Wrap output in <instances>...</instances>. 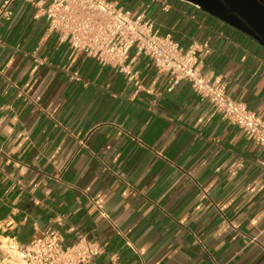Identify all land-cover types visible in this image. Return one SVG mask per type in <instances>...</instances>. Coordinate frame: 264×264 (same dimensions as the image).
Returning a JSON list of instances; mask_svg holds the SVG:
<instances>
[{"label":"crops","instance_id":"crops-1","mask_svg":"<svg viewBox=\"0 0 264 264\" xmlns=\"http://www.w3.org/2000/svg\"><path fill=\"white\" fill-rule=\"evenodd\" d=\"M37 1L0 20V244L57 231L100 243L97 264H264V145L188 81L169 91L148 56L127 62L151 94L72 55ZM114 1L134 16L149 2ZM148 17L208 43L203 75L264 119L263 45L184 0Z\"/></svg>","mask_w":264,"mask_h":264},{"label":"built area","instance_id":"built-area-1","mask_svg":"<svg viewBox=\"0 0 264 264\" xmlns=\"http://www.w3.org/2000/svg\"><path fill=\"white\" fill-rule=\"evenodd\" d=\"M14 1L2 2L0 20L11 18ZM156 1L161 0H149L137 16L112 0H39L36 4L48 3L44 10L48 29L69 45L72 55L85 54L102 66L119 69L137 90L151 94L153 90L143 87L140 73L127 62L131 50L136 56H148L159 72L170 75L169 91L188 81L197 95L264 145L261 115L234 100L225 85L215 84L203 75L200 60L210 51L208 43H193L184 48L171 34H161L148 17V10ZM163 7L168 9V3L163 1ZM73 79L80 80V77L73 73ZM0 249L5 252L2 264H97L105 250L100 243L83 235L67 246L57 231H50L26 245L9 239L0 244Z\"/></svg>","mask_w":264,"mask_h":264},{"label":"water","instance_id":"water-1","mask_svg":"<svg viewBox=\"0 0 264 264\" xmlns=\"http://www.w3.org/2000/svg\"><path fill=\"white\" fill-rule=\"evenodd\" d=\"M264 46V0H184Z\"/></svg>","mask_w":264,"mask_h":264},{"label":"trees","instance_id":"trees-1","mask_svg":"<svg viewBox=\"0 0 264 264\" xmlns=\"http://www.w3.org/2000/svg\"><path fill=\"white\" fill-rule=\"evenodd\" d=\"M112 1H114V0H112Z\"/></svg>","mask_w":264,"mask_h":264}]
</instances>
